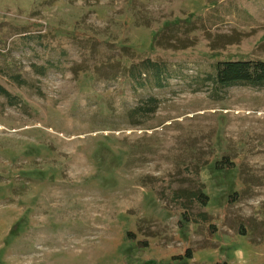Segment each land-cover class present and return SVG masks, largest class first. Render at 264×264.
<instances>
[{
	"label": "rangeland",
	"instance_id": "374dc122",
	"mask_svg": "<svg viewBox=\"0 0 264 264\" xmlns=\"http://www.w3.org/2000/svg\"><path fill=\"white\" fill-rule=\"evenodd\" d=\"M241 58L264 0H0V264H264V87L209 77Z\"/></svg>",
	"mask_w": 264,
	"mask_h": 264
},
{
	"label": "trees",
	"instance_id": "16d2710c",
	"mask_svg": "<svg viewBox=\"0 0 264 264\" xmlns=\"http://www.w3.org/2000/svg\"><path fill=\"white\" fill-rule=\"evenodd\" d=\"M129 65L123 67L124 72L131 78L134 83L135 89L141 88L146 85V78L155 76L156 85L158 87L163 86V75L166 73L167 65L160 61H154L150 57L133 58L129 57ZM132 59V60H131ZM134 60V61H133ZM117 64H119L117 62ZM212 74L209 76L213 85L219 88L230 87L234 85H250L256 87H264V59L250 58V59H227L218 60L212 64ZM42 71L45 68H41ZM0 93L10 97L11 93L0 84ZM152 103V107L147 109L148 113H154L158 107L159 99L157 97H151L148 99ZM142 107L138 106L136 109L140 110ZM228 161H225L227 163ZM182 198V197H181ZM209 197L207 195L198 194L197 200L206 205ZM177 198L176 201H178ZM187 221L210 223L211 217L207 213H200L193 215V217H186ZM131 238H135L132 233H129ZM139 244H142L139 242ZM147 245V243H143ZM186 256L192 257L190 249L186 250ZM215 264H228L227 262H216Z\"/></svg>",
	"mask_w": 264,
	"mask_h": 264
}]
</instances>
